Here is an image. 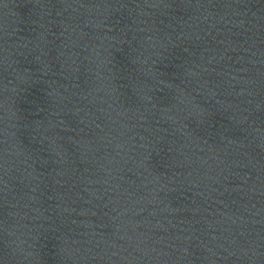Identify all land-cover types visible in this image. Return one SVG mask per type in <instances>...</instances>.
<instances>
[{"label":"water","instance_id":"water-1","mask_svg":"<svg viewBox=\"0 0 264 264\" xmlns=\"http://www.w3.org/2000/svg\"><path fill=\"white\" fill-rule=\"evenodd\" d=\"M0 264H264V97L0 105Z\"/></svg>","mask_w":264,"mask_h":264}]
</instances>
